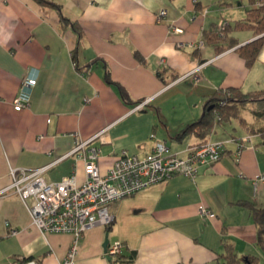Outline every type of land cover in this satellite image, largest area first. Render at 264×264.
Returning <instances> with one entry per match:
<instances>
[{
  "label": "crops",
  "instance_id": "1",
  "mask_svg": "<svg viewBox=\"0 0 264 264\" xmlns=\"http://www.w3.org/2000/svg\"><path fill=\"white\" fill-rule=\"evenodd\" d=\"M53 1L80 25V39L69 25H61L52 7L36 0H0V190L10 182V165L46 164L67 152L75 139L88 138L103 128V139L94 141L100 147L101 171L121 149L146 153L155 139L183 155L186 146L199 138L188 135L176 141L171 137L200 115L199 102L216 88L264 87V56L259 54L247 66L233 47L218 52L203 38V30L219 19L231 23L243 18L247 4L241 1H237L240 8H234L235 0ZM161 8L166 15L157 21ZM171 25L181 31L175 32ZM232 34L238 44L257 36L249 29ZM177 42L184 46L178 48ZM134 50L144 62L133 55ZM104 66L127 90L130 101L105 82ZM30 70L37 74L30 102L14 109L12 100ZM177 85L189 101L175 110L176 116L167 118L162 115L166 94ZM147 97L150 100L141 110H131L132 101ZM251 119L245 117L240 124L232 118L214 126L206 139L226 141L223 154L213 163L200 165L194 179L173 175L110 203L113 222L82 232L73 264H226L221 256L223 238L237 256L253 254L263 261L251 213L240 203L247 200L264 206V180L258 177L264 171V140L252 133L264 120L256 119L260 122L254 126L256 120L252 115ZM245 134L250 139L237 156V140ZM168 141L179 147L172 148ZM74 166L82 179V162L72 154L55 162L44 177L57 181ZM199 204L214 216L199 214ZM105 236L108 244L119 240L121 253L133 252V260L116 261L118 254L107 257L102 246ZM72 239L70 233H42L15 192L0 193V264H10L14 256L59 264Z\"/></svg>",
  "mask_w": 264,
  "mask_h": 264
},
{
  "label": "built area",
  "instance_id": "2",
  "mask_svg": "<svg viewBox=\"0 0 264 264\" xmlns=\"http://www.w3.org/2000/svg\"><path fill=\"white\" fill-rule=\"evenodd\" d=\"M166 10L161 8L156 14L157 21L164 19ZM225 20L219 19L218 26ZM175 32L181 29L171 25ZM200 44V43H199ZM184 44L177 42V47ZM264 56V49L260 53ZM36 72L30 70L21 80L19 89L12 100L14 109L26 107L30 102L31 89L36 82ZM197 80V78H195ZM150 97L133 104L131 110H141ZM106 128H103L84 139H75L73 146L64 154L50 162L33 167L9 166L10 182L0 190V193L15 192L25 203L30 214L31 223L42 233L63 232L73 236L72 244L59 264H73L79 237L82 232L92 226H107L113 222L114 216L109 210V204L125 196L147 188L153 184L165 181L173 175H184L194 179L202 164H210L220 158L226 141L210 140L190 143L184 149V154L170 150L160 139H155L150 151L142 154L121 149L104 171L98 165L100 147L94 143L102 140ZM249 134L237 140L236 154L250 139ZM150 137H155L153 133ZM232 140V139H229ZM75 155L82 162L84 177L78 179L75 166L72 172L57 181H48L44 173L55 162L65 156ZM236 156V159H237ZM264 180V171L259 174ZM197 211L207 217L214 212L204 204H199ZM12 233H16L13 229ZM121 242L113 241L107 245L106 256L120 253ZM10 264H39L34 258L14 256Z\"/></svg>",
  "mask_w": 264,
  "mask_h": 264
},
{
  "label": "trees",
  "instance_id": "3",
  "mask_svg": "<svg viewBox=\"0 0 264 264\" xmlns=\"http://www.w3.org/2000/svg\"><path fill=\"white\" fill-rule=\"evenodd\" d=\"M36 1L41 5L54 8L58 13L61 25H69L76 32L78 39L82 37L83 31L80 25L76 21L69 20L62 13L59 4L53 0ZM242 29H249L257 36L243 44H238V39L232 34V31ZM202 33L204 40L213 44L216 51L219 52L233 47V50L244 59L245 64L250 66L264 49V0H247L243 18L235 19L231 23L225 21L222 26H218L216 22L213 27L204 29ZM133 55L144 62L139 52L134 50ZM104 67L103 78L105 82L114 85L123 100L130 101L131 98L127 90L119 82L113 80L107 66ZM158 73L160 75V71ZM175 78L176 76L173 79ZM141 100H134L132 104ZM244 108L255 119L264 120V87L249 91H242L239 87L234 86L216 88L204 100L200 115L185 124L171 138L176 141H182L186 136L194 135L199 138L197 142L206 141V136L211 133L216 124L227 122L232 118L237 119L240 124H244L245 116L242 114ZM252 133L262 137L264 140V125L254 129ZM240 203L249 208L256 227V244L264 252V206H255L247 200H241ZM223 243L225 250L221 256L226 264H238L239 262L244 264H264V261H261L253 254L237 256L232 244L226 238H223ZM133 258V252L123 254L120 251L117 256H114V260L124 262L132 261Z\"/></svg>",
  "mask_w": 264,
  "mask_h": 264
},
{
  "label": "rangeland",
  "instance_id": "4",
  "mask_svg": "<svg viewBox=\"0 0 264 264\" xmlns=\"http://www.w3.org/2000/svg\"><path fill=\"white\" fill-rule=\"evenodd\" d=\"M237 1H241L242 5L247 4V0H235V1H233L234 8H240V7H237ZM224 15L228 16L227 13H225ZM232 15H237V14L234 13ZM168 94L172 95L171 97L176 96V100L173 101ZM166 97H168L167 99L170 102L166 101V103H165L166 109H165V112L162 113V115H164L167 118H172L173 116H176L175 110H178V108H181V107H185L189 101L188 98L186 97V95H184V92L181 90L180 85L179 86L177 85V86L173 87L172 89H170V91L166 94ZM202 105H203V103H200V102L197 104V106H199V108L201 110H202ZM191 109H192V107H191ZM242 114L248 119V122L250 120H252L251 114L247 111V109L244 108L242 110ZM259 122H260V120H256L255 122H252V123L254 126H256L257 124H259ZM222 123H226V122H222ZM226 126L231 127L230 123H227ZM230 131H232V130H230ZM168 143L172 145V148L177 147V146L179 147V144H177V142L171 143L170 141H168ZM182 143H184V142H182ZM180 146H181V144H180ZM261 252H262L261 256L264 257V252L263 251H261Z\"/></svg>",
  "mask_w": 264,
  "mask_h": 264
},
{
  "label": "water",
  "instance_id": "5",
  "mask_svg": "<svg viewBox=\"0 0 264 264\" xmlns=\"http://www.w3.org/2000/svg\"><path fill=\"white\" fill-rule=\"evenodd\" d=\"M107 245H108V238H107V236H105L104 241H103V244H102V246L104 248V252H105V250L107 248ZM107 257H109V256H107Z\"/></svg>",
  "mask_w": 264,
  "mask_h": 264
}]
</instances>
